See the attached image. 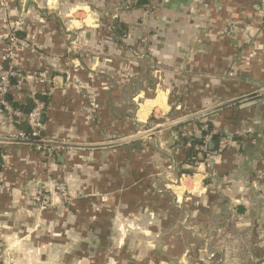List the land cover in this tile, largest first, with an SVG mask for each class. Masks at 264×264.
Listing matches in <instances>:
<instances>
[{
	"label": "crops",
	"instance_id": "1",
	"mask_svg": "<svg viewBox=\"0 0 264 264\" xmlns=\"http://www.w3.org/2000/svg\"><path fill=\"white\" fill-rule=\"evenodd\" d=\"M119 2L0 0V54L20 17L27 45L15 60L21 88L6 100L25 115L31 91L46 97L41 136L61 145L53 163L32 144L0 146L1 264H264L257 0H152L149 11L131 4L107 19ZM114 22L126 28L120 43ZM211 109L139 140L138 123L169 125ZM24 119L0 113V139ZM203 121L225 151L182 174L190 168L178 138H198ZM146 139L155 148H143ZM58 181L72 197L61 210ZM35 190L50 197L44 211L31 202Z\"/></svg>",
	"mask_w": 264,
	"mask_h": 264
},
{
	"label": "built area",
	"instance_id": "2",
	"mask_svg": "<svg viewBox=\"0 0 264 264\" xmlns=\"http://www.w3.org/2000/svg\"><path fill=\"white\" fill-rule=\"evenodd\" d=\"M257 12L258 18L262 26H264V0H257ZM19 29V24H16L7 39L5 52L0 56V113H6L14 118H21L24 116L27 130H17L8 134L2 139L4 141H0V146L6 145V143L10 141L32 143V145H35L36 150L42 154L44 160L53 163L55 161L56 152L60 150V146L51 145L53 142L41 136L43 131L42 116L45 110V103L31 91L29 95L30 106L28 107L27 113L23 115L22 108L15 109L6 100L10 90L14 86L20 89V84L23 81V76L19 72V68H17L15 60L13 59L14 56H16L17 49L15 44L19 42ZM209 143L210 135H207L204 138L203 144L195 148L197 151V161H195L194 167L202 164H207L209 167L211 166L212 157L216 156L217 152H209ZM55 190L63 195V187L61 185H56ZM31 200L37 205L40 211L46 210L51 205L49 195L39 190H35L31 195ZM3 256V243L0 240V264L3 260Z\"/></svg>",
	"mask_w": 264,
	"mask_h": 264
},
{
	"label": "rangeland",
	"instance_id": "3",
	"mask_svg": "<svg viewBox=\"0 0 264 264\" xmlns=\"http://www.w3.org/2000/svg\"><path fill=\"white\" fill-rule=\"evenodd\" d=\"M136 0H120V2L119 3H117L116 5H115V7L112 9L113 10V12H109L108 13V15H109V17L107 18V19H110L111 20V18H113V17H115V16H118L119 15V13L120 12H123V11H127L129 8H130V6H131V4L133 3V2H135ZM153 2H154V0H153ZM153 2H151V5L152 6H155L154 5V3ZM151 5H149V7L147 8V10H149V9H151ZM16 24H19V32L22 30V26H23V21L21 20V17L19 18V19H17V20H15V21H11V22H9V28H8V30L6 31V34H5V40L3 41V51H2V53L0 54V56L2 55V54H4V52H5V48H6V44H7V39H8V37H9V34L12 32V30H13V28H15V26H16ZM107 28V27H106ZM18 43L17 44H15V47H17V49H16V56H14V60H16V59H18V57H19V52L25 47V46H27V45H25L24 47H23V45H22V39H18ZM18 68V67H17ZM19 72L21 73V75L23 76V74H22V70L19 68ZM30 77H32V76H30ZM32 80V79H31ZM92 104V103H91ZM164 126H167V125H163V126H161V125H158V126H156V124H155V120L153 119V120H151V121H148V122H146V123H143V125H140V123H138L137 124V129H138V132H139V135H138V137H139V140L141 139V138H143V137H145V136H147L148 134H151L150 132L153 130V129H155V128H159V127H164ZM204 128L203 129H205V126H203ZM185 137H187V138H189V137H191V136H185ZM128 140V139H127ZM126 140H123V143L125 142ZM122 142V141H121ZM145 143H144V147L143 146H141V147H143V148H147V147H154L155 146V142H153V141H151V143H150V141L149 140H147L146 139V141H144ZM74 145H77V146H81V144H74ZM74 148H77V147H74ZM155 148V147H154ZM80 149V148H79ZM161 164H162V162L160 161V158L158 159V162H157V166H159V169L161 170L162 169V167H161ZM198 167V166H197ZM190 170H194V169H190ZM169 171V170H168ZM192 174H190V176H191ZM187 181L189 182V180H188V178H187ZM186 182V181H185ZM176 183L177 182H174V186L176 185ZM56 185H61L62 187H63V195H61V193H59L58 191H56V194L58 195V198L61 200L60 201V203L58 204V207H60V210L61 209H63V207H65L66 205H69L70 204V202H71V194H70V191H69V189H68V186L66 185V183L64 182V181H58L57 182V184ZM56 187V186H55ZM156 187H157V185L154 187L155 188V190H156ZM173 190H175L174 188H173ZM30 198H31V196H30ZM188 201H190L189 202V204H191V206H189V210H191V212H192V210H193V206H192V204H194L195 203V201H193V199H189ZM31 202L33 203V201L31 200ZM34 204V203H33ZM50 204H52L51 202H50ZM35 205V204H34ZM51 206V205H50ZM35 208H37L38 209V207H37V205H35L34 206ZM49 208V207H48ZM142 209L140 208V206H139V208H138V211L140 212ZM143 211V210H142ZM170 211V210H169ZM144 212V211H143ZM185 225H186V221L185 222H183ZM138 225H139V227H141V226H143L144 225V222H139L138 223ZM186 227L188 228V227H193V225L192 224H187L186 225ZM143 236L144 235H142V237L140 238V237H138L137 238V243L138 244H140L139 246H144V238H143ZM170 240H174V238H168V242H170ZM190 240V238H185V243L188 245V241ZM191 240H192V238H191ZM157 243L158 244H160V242H159V238H157ZM174 242H176V240L174 241ZM202 243V242H201ZM200 243V244H201Z\"/></svg>",
	"mask_w": 264,
	"mask_h": 264
},
{
	"label": "trees",
	"instance_id": "4",
	"mask_svg": "<svg viewBox=\"0 0 264 264\" xmlns=\"http://www.w3.org/2000/svg\"><path fill=\"white\" fill-rule=\"evenodd\" d=\"M151 2H152V0H136L135 2L132 3V7H133V9H140V10L142 9L145 11H149L150 9L147 10V8L149 7V5H151ZM112 32L116 37L115 38L116 41L118 43H120V38L126 33V28L123 24L118 23V22H114ZM18 35H19V33H18ZM19 37L20 36H18V38ZM13 84H14V82H13ZM38 97L45 103V108H46V105L48 103L47 98L44 96H38ZM9 103H11V102L9 101ZM11 106L15 109L20 108L15 103H11ZM29 106H27V107H29ZM42 119H43V116H42ZM42 123H43V120H42ZM179 126H182V124ZM203 126H205L206 129H203ZM17 127H18V130H23V131L27 130L26 124L24 122H22ZM198 128L200 131V135L198 138H194V137L187 138L185 136H179L178 142H177V144L180 147L185 148V150H186L185 158H184L182 165H186L190 169H194V163H195V161H197V151L195 150V148L197 146H200L203 144L204 138L207 135H210L209 152L218 151V153H222L225 151L220 147V142L223 139L222 134L217 132V130L214 129V127L211 125L210 122L203 121L200 124H198ZM213 132H215V133H213ZM190 169L189 170H182V174H186V175L192 174V170H190Z\"/></svg>",
	"mask_w": 264,
	"mask_h": 264
},
{
	"label": "water",
	"instance_id": "5",
	"mask_svg": "<svg viewBox=\"0 0 264 264\" xmlns=\"http://www.w3.org/2000/svg\"><path fill=\"white\" fill-rule=\"evenodd\" d=\"M257 94L256 93H254V94H250V95H248V96H246V97H244V98H241V99H238V100H236V101H234L233 103H235V102H239V101H242V100H245V99H248V98H252V97H255ZM222 107H224V106H220V107H218V108H222ZM218 108H215V109H218ZM212 111H214V109H211V110H208V111H205V112H201V113H199V114H196V115H193V116H191V117H188V118H185V119H183V120H180V121H178V122H173V123H171V124H169V125H167V126H164V127H159V128H155V129H153L150 133H155V132H158V131H160V130H162V129H164V128H170V127H172V126H174V125H178V124H180V123H182V122H185V121H187L188 119H190V118H193V117H197V116H202V115H204V114H207L208 112H212ZM25 113H27V110H25ZM0 141H4V140H2V139H0ZM6 142V141H5ZM7 143H19V144H32V143H27V142H21V141H10V142H7ZM120 143H123V141L122 142H117V143H113V144H108V145H106V146H114V145H116V144H120ZM51 145H58V146H60L61 147V145L60 144H51ZM72 147H77V148H85V149H88V148H97V147H102V146H77V145H73Z\"/></svg>",
	"mask_w": 264,
	"mask_h": 264
}]
</instances>
